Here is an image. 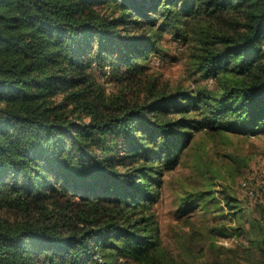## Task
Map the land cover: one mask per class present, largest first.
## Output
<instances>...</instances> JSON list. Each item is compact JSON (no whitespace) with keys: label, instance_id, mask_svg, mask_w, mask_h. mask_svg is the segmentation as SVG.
<instances>
[{"label":"trees","instance_id":"trees-1","mask_svg":"<svg viewBox=\"0 0 264 264\" xmlns=\"http://www.w3.org/2000/svg\"><path fill=\"white\" fill-rule=\"evenodd\" d=\"M203 16L226 21L196 56L219 96L168 95L153 81L126 102L93 78L117 49L129 74L157 50L152 37L121 34L138 17L155 29ZM200 129L264 132V0H0V211L19 218L0 219V264H96V254L174 264L146 216L159 174L149 164L172 169ZM237 211L248 245L213 243L207 264H264V217Z\"/></svg>","mask_w":264,"mask_h":264},{"label":"rangeland","instance_id":"rangeland-1","mask_svg":"<svg viewBox=\"0 0 264 264\" xmlns=\"http://www.w3.org/2000/svg\"><path fill=\"white\" fill-rule=\"evenodd\" d=\"M97 9L107 17L119 16V10L112 3L99 4ZM153 16L147 14V18ZM136 20L140 22L127 26L124 31L120 28L121 34L130 38L152 37L158 48L134 63L138 66L132 74L122 65L119 49L113 58L105 56L104 62L95 64L91 74L108 95L126 102L142 101L147 97L148 84L153 81L158 90L168 95L180 89L206 97L221 94L218 79L206 77L199 70L196 56L200 54V42L223 30L226 21L203 16L165 27L159 20L154 29L148 19L138 17ZM129 75H133V80L126 79ZM168 118L176 121L180 116L172 114ZM84 121L87 123L89 119ZM190 132H193L191 138L172 169L149 164L156 167L159 174L156 172L158 177H154L158 182L155 203L146 216H153L161 246L174 264H207L215 257L210 248L213 243L225 249L235 248L237 244L248 245L242 236L243 219H239L238 209L264 217V204L251 199L242 187L247 183L258 193L264 187V132L255 136L203 129ZM127 170L129 168L125 172ZM17 216V213L0 211L2 220L14 221L19 219ZM229 234L237 237L228 239ZM221 252L224 256L228 254L223 249ZM107 261L108 264H137L109 255Z\"/></svg>","mask_w":264,"mask_h":264},{"label":"built area","instance_id":"built-area-1","mask_svg":"<svg viewBox=\"0 0 264 264\" xmlns=\"http://www.w3.org/2000/svg\"><path fill=\"white\" fill-rule=\"evenodd\" d=\"M242 187L246 188V190L248 191V196L251 199L259 198L260 200L264 201V187L261 188L259 193L254 190H251V188L248 187L247 183H243ZM94 260L96 261V264H105L104 261L97 254L94 256Z\"/></svg>","mask_w":264,"mask_h":264}]
</instances>
